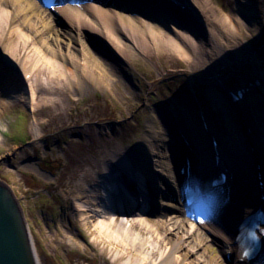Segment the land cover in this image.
<instances>
[{
	"label": "bare ground",
	"instance_id": "bare-ground-1",
	"mask_svg": "<svg viewBox=\"0 0 264 264\" xmlns=\"http://www.w3.org/2000/svg\"><path fill=\"white\" fill-rule=\"evenodd\" d=\"M130 1L110 0L107 2L110 3L109 6L88 3L77 9L67 5L59 7L58 15H53L42 10L34 0H0V110L23 102L31 107L35 116L42 115L51 108L64 111L63 100L69 102L66 99L69 90L83 91L84 80H103L108 86L109 83L122 84L123 81L117 75L121 70L106 64L101 57L95 56L93 64L89 61L82 64L76 55L69 56L62 50L56 51L53 45L59 43L57 35L60 32L52 33L55 21L67 20L77 30L82 27L89 28L101 40L105 50L113 51L129 63L138 62L137 50L150 58L165 57L172 71L184 64L186 73L198 75L218 88V93L208 92L209 102L214 111L222 113L228 130L227 136L225 137L226 132L223 134L222 124L219 123L218 126L207 117V113L212 116L213 113L209 106L202 104L200 97L203 95L200 93L199 97L194 96L191 107L180 113L182 107L176 103V99L179 100L183 90L176 91L175 97L165 100V106L158 111L164 113L163 110L167 109L165 115L173 121H170L173 146L180 148L173 131L177 130L184 136L187 147L179 152V158H184L185 154L186 157L190 156L192 166L200 161L205 170L211 166L203 157L202 148H195L197 133L203 134L197 114H204V122L210 134H215L216 130L222 131L223 142L219 139L218 141L224 163L219 168L225 169L232 180L225 185L231 187V199L227 203L221 200L222 209L218 218L203 216L200 221L204 226L199 227L183 218L177 205L170 201L174 175L171 164L164 162L170 157L158 150L159 147H168V133L160 127L159 115L155 112L145 115L147 121L155 125L146 130V135L138 142L139 145L133 148L135 152L106 150L104 153L100 152L97 158L83 162L79 174L81 182L79 186L71 187L73 217L80 224L92 225L96 242L104 241L121 248L110 249L113 264H191L179 254L180 248L185 246L187 240L193 242L192 249L199 248L208 237L217 240L235 264H252V261L242 258L238 236L243 220L256 211L260 203L264 205V200L260 201V194L264 197V185L261 189L258 188L256 178L257 171L264 175V166L259 170L255 168L264 160V144L261 145L262 149L256 148L255 153H251L244 137L245 132L241 129L243 124L228 99L229 91L218 85L216 78L233 69L237 70L231 59L240 62L246 58L249 64L254 63V69L264 67V60L254 59L251 55L259 51L256 49H264V20L254 21L252 27L257 25V29L253 31L262 27L261 34L252 33L256 38L251 39L256 41L249 46L258 44L245 57L246 46L241 42H234L236 52L232 53L227 50L228 47L223 41L224 37L242 39L245 28L241 19L244 15L245 18H252L254 15L247 12L246 6V13L238 8L242 0H235L233 7L228 1L226 6L231 8L227 13L225 10H215L211 0H171L175 4L189 7L195 23L200 26H197L199 30L196 34L180 31L172 25L173 20L187 24L183 18L167 13L171 23L160 25L163 16L158 11L151 10L137 0L136 3H129ZM246 1V4L253 3V0ZM239 15L241 19L237 17ZM248 34L251 35L249 32ZM199 51L207 54L206 71H198L200 69L194 54ZM240 64V70H243L245 63ZM96 68L101 70L100 74H94L92 70ZM263 73L253 70L241 78V86L252 87L246 93L247 96L237 103L241 110L246 103H254L253 93L263 98ZM255 82H260L259 88L254 86ZM150 88L154 87L151 85ZM193 92L195 93V89ZM33 124L35 126H32V131L35 139L39 140L42 138L41 128L46 122L35 119ZM200 157H203L202 160ZM117 170L119 176L115 175ZM110 181L115 184L113 192H110ZM162 181L165 182V186L161 185L163 188L159 184ZM157 188L161 191H157ZM158 206L170 214L160 219L154 209ZM136 213L138 216L132 217ZM168 230L181 231L183 239L169 240L166 234Z\"/></svg>",
	"mask_w": 264,
	"mask_h": 264
},
{
	"label": "rangeland",
	"instance_id": "rangeland-1",
	"mask_svg": "<svg viewBox=\"0 0 264 264\" xmlns=\"http://www.w3.org/2000/svg\"><path fill=\"white\" fill-rule=\"evenodd\" d=\"M228 1L231 7L235 6V0H211V3L216 7L215 10H225L224 12L227 13L231 8L226 6ZM241 2L244 3L238 8L246 13L243 6L245 5L248 8L247 12L254 14L253 19L249 16L245 18V15L242 19L240 15L237 16L245 28L242 39L224 37L223 41L228 47L227 50L232 53L236 52L234 42H241L246 46L244 49L245 57H247L256 44L249 46L256 41L251 39L256 38L252 33L261 34L262 27L258 31H253L257 29V25L255 28L252 26L256 19L264 20V1L253 0L252 5L246 4V0ZM155 11H158L160 15L164 14V26L166 22H170L167 13L161 10ZM172 13L177 15V10L172 9ZM183 24V22L178 24L173 22L174 27L183 32L196 34L200 28L193 20ZM53 32H60L57 35L59 43L53 45L56 51L62 50L69 56L74 54L82 64L84 61L93 64V58L99 56L106 64L121 70L117 75L123 82L122 84L109 83L108 86L103 80L101 82L84 80L83 91L69 90L68 98H66L69 102L64 99V106H60L64 108V111L60 108H51L42 115L35 116L31 112V107L23 102L0 110V181L12 189L26 212L39 264H113L110 249L121 250V248L104 241L96 242L92 225L80 224L78 219L73 217L71 209L73 188L71 187L79 186L81 182L79 174L83 168V162L97 158L100 152L104 153L106 150L135 152L133 148L139 145L138 142L146 135V130L155 125L149 123L145 117L152 112L159 115L160 127L166 134L168 133L167 139H171L170 123L173 121L171 117L165 115L167 109L163 110L164 113L158 111L165 106V100L175 97L176 91L183 90L180 101L176 99V103L182 107L180 113L185 108L191 107V101L199 93L203 95L200 97L202 104L210 107L208 92L214 91V87L208 83V80L186 73L184 64L172 71L165 57L150 58L136 50L138 62L129 63L119 58L113 51L105 50L101 40L94 36L89 28L82 27L77 30L70 26L67 20L55 21ZM259 52L255 51L251 54L252 58L264 60V53ZM194 56L200 69L198 71H206L207 54L199 51ZM231 61L237 70L233 69L231 72L222 74L220 78L221 85L234 92L241 78L248 72L253 70L259 73L264 72V67L254 69V63L249 64L246 58L240 62L233 59ZM243 62L246 67L240 70V63ZM96 70H92L94 74H100L101 70L97 68ZM103 79L106 80L104 77ZM151 85L154 88L151 89ZM262 95L264 97V90ZM253 98L254 103H246L242 110L247 117V123L256 133V147L262 149L264 98L255 93ZM213 109L211 108L213 116L207 113V117L216 124L218 121L223 123L222 131L223 134L226 132V137L228 132L226 121L220 116L219 111ZM35 119L46 122L41 128L42 138L39 140L35 139L32 131ZM167 148L159 147L158 150L165 155L168 154ZM206 154L207 151L204 152V155ZM164 162L170 164L169 158ZM260 163L264 166V160ZM115 174L120 175L118 172ZM109 183L112 184L110 191L112 192L115 184L111 181ZM159 184L165 186L163 181ZM156 190L161 191L159 188ZM177 207L181 212V206ZM154 209L160 219L170 214L160 206ZM134 216H138V213L132 215ZM151 222H153L152 219ZM166 234L171 241L183 239L181 231L168 230ZM192 244V241L187 240L179 252L191 264H235L230 254L226 253L213 237H208L205 244L199 248L192 249ZM254 264H264V256Z\"/></svg>",
	"mask_w": 264,
	"mask_h": 264
},
{
	"label": "water",
	"instance_id": "water-1",
	"mask_svg": "<svg viewBox=\"0 0 264 264\" xmlns=\"http://www.w3.org/2000/svg\"><path fill=\"white\" fill-rule=\"evenodd\" d=\"M0 264H39L26 212L0 182Z\"/></svg>",
	"mask_w": 264,
	"mask_h": 264
}]
</instances>
